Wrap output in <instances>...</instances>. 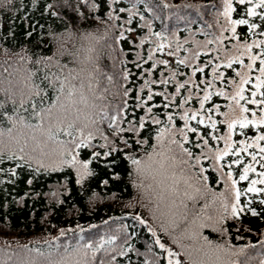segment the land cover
Returning a JSON list of instances; mask_svg holds the SVG:
<instances>
[{
    "label": "trees",
    "instance_id": "trees-1",
    "mask_svg": "<svg viewBox=\"0 0 264 264\" xmlns=\"http://www.w3.org/2000/svg\"><path fill=\"white\" fill-rule=\"evenodd\" d=\"M232 7L235 9L231 13L232 20L246 19L264 27L258 17L246 14L250 5H240L238 0H232ZM223 12L224 0H116L115 3L113 0H0V101L5 102L0 107V113L4 114L0 117V154L3 156L0 159V264H56L62 260L70 264H100L101 261L105 264H168L167 252L156 243L157 238L165 248H172L187 264H192L185 250L203 245V237L213 245L230 249L234 254L226 259L231 264L264 262V206L259 204L264 196L251 193L247 197L241 196L242 205L247 199L254 200L252 207L261 213L259 216L245 212L238 219L230 218L222 225L226 230L223 233L219 230L221 226H216V230L208 226L198 228L201 223L210 224L211 221L204 218L215 215L219 207V202L212 204V193L226 190L220 173L212 168V161L202 159L196 168L177 163L170 169L168 178L161 177L153 171L158 165L153 163L152 169L145 165L149 155H153L154 160L160 159L154 155V149L161 151L155 140L160 125L151 124L149 119L138 137L129 132L117 136L109 127L110 120L127 128L128 121L136 122L139 117L146 116L136 99L137 96L146 97L147 89L143 93L140 91L142 85L148 79L158 80L160 72L167 76L163 65L152 70V61L144 63L156 46L157 33L162 34V42L170 44L172 49L177 44L181 46L180 57L199 50L197 65L211 60L212 65L206 67L203 74L197 73L195 79L197 82L212 79V66L222 63L215 57L223 55L216 51V37L221 36L226 21ZM255 31L259 33L261 28ZM236 32L239 41L232 39L231 31L222 33L225 39L219 46L224 51L231 52L233 45L245 42V37L247 43L264 39V36L252 35L247 25H237ZM141 40L145 42L141 44ZM206 41L213 43L207 44L206 48L198 47ZM169 50L157 52L155 59L168 60L169 67L175 69L176 57L168 56ZM258 52L259 49H253V54ZM243 59L245 64L251 63L247 56ZM258 67L259 61L251 73L252 83H255ZM233 69L239 71L241 66H221L219 71L224 72L225 80L223 83L216 81L217 88L224 87L229 79H239ZM71 70L81 73L84 79L74 82L84 83L83 91L92 105H79L81 120L77 124L78 128L83 127L85 115L94 117L96 123L92 128L98 131L91 141L93 147L76 148L77 128L72 130V136L53 129L49 138L45 131L47 122L45 129L36 127L40 120L32 115L29 102L25 101L20 107V97L14 95L26 79H34L47 92L43 107H59L57 91L51 86L46 87L48 81L41 83V80L45 73L63 79V75ZM146 70L151 71V77ZM179 70L186 73L185 77H178L181 80L192 71L183 66ZM245 88V95H250L251 84ZM126 89L128 96L124 95ZM152 90L163 91L164 86L153 85ZM167 90L174 93L175 84H169ZM225 91L231 89L225 87ZM181 93L186 94L184 90ZM35 99L39 102L40 97ZM13 100L16 101V112H13ZM157 101L163 103L160 97L149 103ZM60 103L70 104L63 96ZM229 103L230 100L213 96L205 107L220 104L221 111L226 112ZM185 107L199 108V103L193 99ZM247 107L250 112L258 111L254 105ZM164 111H174L177 127H183V121L178 119L182 110L154 109L161 120H166ZM218 128V135L227 133V125L218 124ZM87 130L84 129L85 133ZM201 131L207 130L202 128ZM243 131L247 136L257 134L252 126ZM239 132L237 125L233 142L247 138ZM104 136L117 149L106 158L103 154L110 149L100 147L105 143ZM190 137L194 139V134ZM22 139L27 143H18ZM122 139L128 140L132 147H125ZM138 139L148 142L137 144ZM209 144L214 150L224 146L223 141H213L210 137ZM21 146L28 155L26 161L12 157L13 152L19 157ZM185 147L192 148L196 155L200 153V149L192 145ZM252 151L255 149H249ZM97 152L101 155L94 158L93 154ZM72 154L78 161H90L91 175L81 180L78 166L60 163L70 160ZM241 155L245 157V163L250 161V156ZM129 157L141 160L142 171H137ZM234 159L236 157L226 156L221 161L225 165L222 171H232L238 180L243 165L227 167ZM200 167L207 169L202 174L206 180L201 178ZM256 169L262 170L258 164ZM13 171L15 176L11 174ZM256 178L255 173L249 174V180ZM249 180L239 181L237 187L243 190ZM174 183L178 185L179 196L170 191ZM196 187L201 189L199 194L194 192ZM185 191L189 196H184ZM191 195H196L197 199H191ZM181 200L187 209L176 207L181 205ZM205 204L209 205L206 209ZM197 228L201 234L198 241L189 238ZM174 238H178L179 243H175ZM193 259L202 257L193 253Z\"/></svg>",
    "mask_w": 264,
    "mask_h": 264
},
{
    "label": "snow or ice",
    "instance_id": "snow-or-ice-1",
    "mask_svg": "<svg viewBox=\"0 0 264 264\" xmlns=\"http://www.w3.org/2000/svg\"><path fill=\"white\" fill-rule=\"evenodd\" d=\"M116 0H113L115 3ZM240 5H250L247 7L246 14L250 17H258L261 22H264V11L258 12L257 9H264V0H238ZM48 7H51L49 5ZM96 5H93L95 8ZM123 11V9H120ZM235 11L232 7V0H224V12L223 15L226 18L225 26L221 29V36L216 37L218 41L217 52L223 53V55H217L216 60L221 61L212 66V79L204 80L201 79L199 82L195 79L197 73L203 74L205 68L209 65H212V61L208 60L202 65H197L195 62L200 57V51L195 50L190 53L189 56L180 57L178 55L181 50V46L177 44L176 48L172 49L171 45L164 44L162 41L164 37L162 34L157 33L156 46L153 48L147 57L144 60V63L152 61L151 69L154 70L157 65H163L167 70V76L165 72H160L159 79H148L145 80L140 91L143 93L147 89L146 97L137 96L138 106L143 108L146 112V116H141L136 122L128 121V127H120L119 123H113V120L109 121V127L113 129V133L119 136L123 132H129L135 134L137 137L140 135V130L144 129L145 124L150 119L151 124L160 125L156 130L155 140L157 142L156 147L160 148V152H156L154 149V155L159 156V160H154L153 155H149L145 165L148 169H152V164L155 163L158 165L153 171L161 177L168 178L170 169L174 167L177 163L189 165L191 168H196L201 164L202 159H209L212 161V168L214 171L220 173L221 179L225 181L226 190L222 193H212L214 199L212 201L213 205H216L219 202V207L216 209L215 215H208L204 219L206 221H211L210 224L201 223L198 228H203L205 226L213 227L216 230V226H221L219 230L223 233L226 231L222 225L230 218L238 219L241 213L248 212L252 216L261 215L255 208L252 207L254 202L253 199H247L245 203L241 204V196L247 197L249 193L253 196H264V187H257V185H264V39L261 40H252L251 43H247V37H245V42L237 43L233 45V50L231 52L224 51L219 45L223 44L225 39L222 35L224 31H231L232 39L237 41L240 40V37L237 35L236 26L237 25H247L248 30L252 35H261L264 36V27L261 24L255 22H250L246 19L232 20L231 13ZM261 28V31L257 33L255 30ZM122 35V34H121ZM145 41L141 40V44ZM213 41H206L204 45L198 47H205L207 44H211ZM165 48L170 50L167 52V55L170 57H176L175 63L176 68L173 69L169 67V61L164 59H155L156 53H163ZM253 49H259L258 54H253ZM247 56L251 63H244L243 57ZM257 61H259L258 75L255 76V83H252L253 76L251 73L256 66ZM234 64H239L241 70L235 72L236 77L239 79H229L227 84L224 87L217 88L216 81L224 82L225 74L224 72L219 71L221 66L225 68H233ZM141 66V65H138ZM180 66H183L185 69L191 68V74L187 75L185 79H178V77H185L186 73L180 71ZM149 77H151V71L146 70ZM89 82L91 77H87ZM84 78L81 77L80 72H75V70L68 71L63 75V79L60 76L53 74L49 76L48 73H45L41 83L48 81L46 87H53L57 95V105H50L48 107H43L44 98L47 97V92L43 91L40 87V84L36 83L35 80L26 79L23 86L18 90L14 95H19V106L23 107L25 101L29 102L30 108L32 109V115L39 117L40 124L36 127L40 129H45V122H47V128L45 129L49 138L52 136L53 129L59 131H64L65 134L72 136L73 129L77 128L78 139L74 142L76 143V148L80 147H93L91 141L95 138L96 132L98 129L93 130L92 125L96 123L94 117H89L85 115L83 117V127L78 128L77 122L81 120V110L79 108L80 104H85L91 107V102L88 100V97L85 95L83 89L85 87L84 83H75L74 81H82ZM111 79V77H109ZM124 79L127 80V75L124 76ZM163 85V91L154 92L152 90L153 85ZM169 84H175L174 93H170L167 90ZM251 84L250 95L246 96L245 92L247 89L245 85ZM203 85V88H201ZM225 87L231 89V91H225ZM181 90L186 92L185 95H182ZM200 93H203L202 95ZM125 96L129 95V90H125ZM61 96L65 101L69 103H60ZM213 96L223 97L226 100H230L231 103L227 105L228 111L222 112L220 104H214L211 107L206 108L205 105L210 103ZM40 97L39 102L35 99ZM160 97L163 100L161 104L159 101L156 103H149L154 100V98ZM177 97L180 98V102L177 103ZM193 99L197 100L199 103V108L185 107L189 105ZM245 103H241V102ZM4 101H0V107H3ZM14 107L13 112H16L15 107L16 101H12ZM247 105H254L258 110H253L250 112ZM154 109H180L178 119L183 121V127H177V116L174 111H164L163 114L166 116V120H161L157 112H154ZM250 112L251 118L247 115ZM259 112V114H258ZM4 114L0 113V117ZM223 117L222 120H217L216 117ZM11 118V117H9ZM115 119V118H113ZM195 122V126L193 125ZM218 124L227 125V133L223 135H218L219 128ZM237 125H239L240 135H244L247 138L237 142H233L232 136L236 130ZM66 126V129H65ZM252 126L257 130V134L254 136H247L243 131L244 129ZM27 127V125H25ZM88 129L85 133L84 129ZM207 131H201V129ZM190 134H194V139L190 137ZM179 137V139L177 138ZM209 137L213 141H223V148H215V150L209 144ZM105 140L104 144H101L100 147L110 149L106 151L103 155L106 158L111 155L112 152L117 151L113 142L108 141L106 136L103 137ZM35 140V136H33ZM148 141L143 139L136 140L137 144H146ZM18 143L26 144L27 140H19ZM122 143L125 147L131 148L132 145L129 144L128 140L122 139ZM239 144V147H237ZM185 145H192V147L200 149L199 155L193 153L192 148L185 147ZM235 149V151H234ZM249 149H255V151L249 152ZM75 152V149L72 150ZM19 157L16 153H12L13 158H18L21 161H26L28 155L25 153V148L21 146L19 148ZM245 153L250 156V161L245 163V157L241 155ZM101 153L97 152L93 154V157L100 156ZM234 156L236 159L232 160L227 164V167L231 169L233 165L239 167L243 165L241 172L239 174L238 180L234 178L233 172L228 171L224 173L222 169L225 167L221 163L226 156ZM0 159H3L2 154H0ZM133 165L137 166V171H142L141 160L134 157H129ZM61 164H68L69 166H78L77 170L80 173V179L83 180L88 175H91V172L88 169L89 162H81L77 160V156L72 154L70 160H61ZM259 165L261 171H257L256 165ZM23 166V165H19ZM42 166V165H41ZM82 170V171H81ZM201 178L206 180L207 177H203V173L207 171L203 167L199 169ZM255 173L256 179L249 180V174ZM13 176L16 175L15 171L11 173ZM155 178V176L153 177ZM175 179L174 175L171 177ZM249 180V184L243 190L237 187L239 181ZM31 183V181H29ZM163 184V180H161ZM167 190V189H166ZM170 191L173 195L179 196L178 185L173 184L170 188ZM194 192L199 194L201 189L199 187L194 188ZM184 196H189V193L185 191ZM191 199H197L196 195H191ZM259 204L264 206V199L259 200ZM183 207L187 209V205L181 200V205L176 207ZM209 205L205 204V209ZM143 222V221H142ZM195 223V221H194ZM192 232L190 239L199 240L201 234L199 230ZM155 235V233H153ZM205 243L199 247L193 249H186V254L189 256L192 264H231V262L226 259V257L231 253L230 249H225L223 245H213L210 241L207 240V237H203ZM175 243H179L178 238H174ZM156 243L159 244L160 248L167 252L168 264H181L178 256L179 253L173 252L170 248H165V245L160 243L159 238H157ZM181 247H184L182 244ZM90 247V246H89ZM243 251V249H241ZM193 253L197 256L202 257V259L194 260ZM122 254V253H121ZM175 258V259H173ZM56 264H70L67 260L57 261ZM100 264H105L104 261H101ZM264 264V262H262Z\"/></svg>",
    "mask_w": 264,
    "mask_h": 264
},
{
    "label": "rangeland",
    "instance_id": "rangeland-1",
    "mask_svg": "<svg viewBox=\"0 0 264 264\" xmlns=\"http://www.w3.org/2000/svg\"><path fill=\"white\" fill-rule=\"evenodd\" d=\"M170 249L172 250V248H170ZM172 251L175 252L174 250H172ZM177 253H178V252H177ZM179 254H180V253H179ZM178 258L180 259L181 264H187V263L182 259L181 255H179ZM173 259H175V258H173Z\"/></svg>",
    "mask_w": 264,
    "mask_h": 264
}]
</instances>
